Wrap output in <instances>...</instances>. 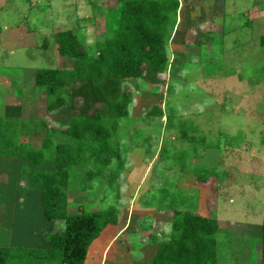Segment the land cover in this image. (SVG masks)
Returning <instances> with one entry per match:
<instances>
[{
    "label": "rangeland",
    "instance_id": "rangeland-1",
    "mask_svg": "<svg viewBox=\"0 0 264 264\" xmlns=\"http://www.w3.org/2000/svg\"><path fill=\"white\" fill-rule=\"evenodd\" d=\"M115 4L116 0H0V117L11 120L20 143L39 148L55 121L65 126L70 119L69 109L59 119L48 114L45 95L33 85L36 69L73 68L72 60L58 56L53 34L71 31L95 55L105 40L107 11ZM180 11L167 71L146 73L126 87L132 103L130 119L117 133L121 172L110 181L108 173L118 168L112 161L103 178L84 183L87 173L75 170L67 193L69 213L116 207L118 221L131 217L129 233L137 231L149 241L155 235L169 240L174 204L170 193L181 190L195 212L217 219L216 249L218 243L226 246L229 233L248 232L254 255L261 260L264 49L259 39L264 36V0H187ZM196 34H208L210 42L195 45ZM44 42L50 47L44 49ZM156 106L164 117L144 118ZM41 118L49 120L42 128ZM92 160H87L86 171L92 170ZM24 164L18 161V172L9 179L16 189L0 188V248H47L46 234L62 226L44 220L41 191L29 182L27 171L20 173ZM39 171H55L54 162ZM2 179L0 186L5 184ZM243 238L238 237L241 247ZM124 240L136 244L138 237L125 235ZM222 247L221 254H227Z\"/></svg>",
    "mask_w": 264,
    "mask_h": 264
},
{
    "label": "trees",
    "instance_id": "trees-1",
    "mask_svg": "<svg viewBox=\"0 0 264 264\" xmlns=\"http://www.w3.org/2000/svg\"><path fill=\"white\" fill-rule=\"evenodd\" d=\"M179 6V0H116L107 11L105 40L97 45L95 55H90L71 31L53 34L58 56L72 60L73 68L36 69L33 85L46 97V112L59 119L60 113L69 109V122L63 126L55 121L53 132L44 134L42 145L33 148L19 142L11 120L0 117V159L26 163L20 173L27 171L29 182L41 191L44 220L62 226L46 234L48 248H0V264H85L92 244L106 227L117 225L116 207L71 215L67 193L75 170L87 173L84 183L103 178L112 161H117L118 168L108 173L110 181L121 172L117 133L130 119L132 103V92L126 87L146 73L162 75L167 71ZM206 35H198V44L210 42ZM259 40L264 49V36ZM42 47L50 46L44 42ZM146 113L144 118L164 117L157 106ZM46 122L47 118H41L39 127ZM134 129L140 135L138 128ZM89 158L93 168L86 171ZM49 161L54 162L55 171H39ZM184 194L187 192L181 190L170 193L174 200L172 207L168 205L173 211L172 237L161 246L152 264H217V219L195 212Z\"/></svg>",
    "mask_w": 264,
    "mask_h": 264
},
{
    "label": "crops",
    "instance_id": "crops-1",
    "mask_svg": "<svg viewBox=\"0 0 264 264\" xmlns=\"http://www.w3.org/2000/svg\"><path fill=\"white\" fill-rule=\"evenodd\" d=\"M183 1L184 0H179L180 6L177 11V22H176V26L172 34V37H171V42H173L175 33H177V27L179 26V22H180L178 15H179V12H181L180 8L182 7ZM195 37H197V34L195 35ZM196 44H198L197 39H195V45ZM170 47H171V43H170ZM186 52H189V51L187 50ZM197 53L199 54L204 53V50L202 52L198 51ZM183 55H185V57L193 58L192 57L193 54L188 55L186 53ZM172 57L174 56L171 50L170 60L172 59ZM18 161L19 160L17 159H0V176L3 177L2 183L3 182L5 183V184H1L0 188L3 187L5 191H7L8 189L10 190L11 187L14 190L16 189V186L14 184H11V182H13V179H11V181H9V179L10 177L14 178V176L17 174ZM7 199H10V198H7ZM129 218L131 217H128V216L122 217L121 221L119 219L117 225H110L106 227L105 229L106 231H103V233L98 238L99 240L97 239L99 242L97 241L94 242V244H92V246L90 247L88 257H87L85 264H152L153 263L161 246L165 244L166 242L170 241L171 238L169 240H167V238L162 240V239L157 238L155 235V237H153L152 240L149 241L144 238L143 234L141 236H138L139 234L137 231H136L137 236L133 235L132 233H129V230H128L129 225H130L129 222L131 221ZM144 219L146 218L141 217L139 220H144ZM147 222L151 224L152 218L147 219ZM10 223H13V221L9 222V224ZM147 226H150V225H147ZM11 232L12 230L10 228L9 233ZM159 234L162 235V232L159 231ZM170 234L172 237V231ZM229 234L230 235H228L226 238L230 241L225 242L226 246L222 247V244L218 243L217 264H261L260 256H258L259 257L258 260L260 262L259 263L257 260V256L254 255V249L251 246L254 239H252V236L248 232L246 233L245 232L244 233L234 232L233 234L232 233H229ZM125 235H128L130 237H138V240L136 242L138 246H135L136 244L133 243L132 240L130 241L124 240ZM242 235H244V238L242 239L243 241H240V242H244V244L241 247L240 244H238V240H240L238 239V237ZM256 242L260 245L261 243L260 238L259 239L257 238ZM236 243L237 245L235 246ZM221 247L222 249L226 248L225 249L226 251L224 252H227V254L226 253H223V255L221 254L220 252ZM12 248L13 247H8L7 249H12ZM235 248L237 249V251ZM14 250L16 251L17 249L15 248ZM259 252L261 253V246H260ZM164 262L165 260L163 261V263ZM11 263L15 264V262H11Z\"/></svg>",
    "mask_w": 264,
    "mask_h": 264
}]
</instances>
